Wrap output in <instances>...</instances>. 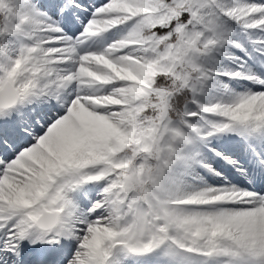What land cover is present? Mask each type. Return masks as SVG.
Returning a JSON list of instances; mask_svg holds the SVG:
<instances>
[{"label": "snow or ice", "instance_id": "6c2138e0", "mask_svg": "<svg viewBox=\"0 0 264 264\" xmlns=\"http://www.w3.org/2000/svg\"><path fill=\"white\" fill-rule=\"evenodd\" d=\"M0 264H264V0H0Z\"/></svg>", "mask_w": 264, "mask_h": 264}]
</instances>
